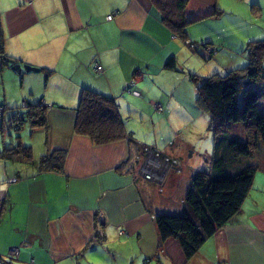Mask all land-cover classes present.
<instances>
[{
	"label": "crops",
	"instance_id": "0c3cea01",
	"mask_svg": "<svg viewBox=\"0 0 264 264\" xmlns=\"http://www.w3.org/2000/svg\"><path fill=\"white\" fill-rule=\"evenodd\" d=\"M238 1L250 14L227 10L220 0H188L183 42L152 12L150 0H0V104L9 110L7 121L19 110L6 105L9 89L17 90L19 108L22 100H41L47 110V125L32 128L45 130L43 143L40 132H31L33 163L0 159L1 255L16 246L13 264H264V168L255 172L240 210L185 260L176 238L158 245L153 218L182 210L199 169H188L185 180L162 195L156 183H164L171 170L183 172V163L177 165L183 151L171 152L170 144L146 151L131 132L96 145L73 131L84 88L113 97L119 115L125 109L129 119L132 103L124 90L131 81L144 95L146 85L173 90L201 68L224 74L243 66L245 44L264 38V0ZM200 43L217 46L215 54H199ZM9 58L39 70L16 72L3 63ZM170 60L176 69L166 67ZM93 62L100 73H93ZM40 68L50 70L45 90L36 86L44 74ZM18 79L22 88H12ZM146 97L157 110L160 102ZM54 149L65 150L62 171H39L38 159Z\"/></svg>",
	"mask_w": 264,
	"mask_h": 264
},
{
	"label": "trees",
	"instance_id": "16d2710c",
	"mask_svg": "<svg viewBox=\"0 0 264 264\" xmlns=\"http://www.w3.org/2000/svg\"><path fill=\"white\" fill-rule=\"evenodd\" d=\"M187 1L150 0L152 12L181 40L186 39V28L190 23L184 15ZM242 52L245 64L224 74L213 73L207 77L188 74L196 85V105L209 116L208 129L213 138L211 164L208 170H196L191 175L179 213H160L153 218L158 245L168 237L176 238L185 260L195 255L203 242L240 210L252 187L255 172L264 168V163L252 165L246 162L254 156L260 142H264V112L258 109L261 92L248 87L253 82L264 81V38L249 40ZM166 67L176 69L172 60ZM40 71L45 77L50 74L46 68H40ZM243 88V100L239 106L237 95ZM22 108L10 114L9 128L19 132L25 120L31 128L47 125V110L41 100L37 103L25 101ZM237 122L242 123L244 139L230 134ZM73 131L87 136L96 145L128 135L115 99L87 88L82 89L75 107ZM64 157L65 150L54 149L38 159L37 168L39 171L60 172ZM0 159L33 163L32 149L19 141L11 143L0 149Z\"/></svg>",
	"mask_w": 264,
	"mask_h": 264
},
{
	"label": "rangeland",
	"instance_id": "374dc122",
	"mask_svg": "<svg viewBox=\"0 0 264 264\" xmlns=\"http://www.w3.org/2000/svg\"><path fill=\"white\" fill-rule=\"evenodd\" d=\"M220 2L224 7H226L225 9L227 10L233 9L236 13H239L240 9H244L247 10V14H250L249 7L245 5L243 2H239L238 0H220ZM225 16H226L225 21L223 22L228 23L229 17L228 15ZM191 26L193 25L191 24ZM218 26H220V24ZM192 28L193 27H191L190 29L191 32L194 33V37H197V34L199 32L196 29H192ZM183 42H188L187 37L186 40H183ZM203 45L205 47L206 46L210 47V49H212L211 50L212 54L213 55L215 54V49H217V46L214 47L212 44H207V43H204ZM203 47L200 43V45L197 47L199 51L198 53L199 54L203 53V56L204 55L207 56L208 52L207 53L204 52ZM186 52L187 51L185 47H183V51L181 52V55L182 53H186ZM198 53L196 55H199ZM205 69L206 68H201L198 72L199 74L197 73V75L201 77H207L213 73H216L214 71L210 72L209 70H205ZM93 73L95 72L93 71ZM34 74L37 75L40 73H34ZM39 81L40 82H38L36 86H38V88L41 90H45L46 77L44 74L42 75V78H40ZM171 81L173 82V84H175L174 80ZM130 83H132V85L134 84V82L132 81ZM19 84H20V80L18 79V82L16 84H13L11 87L12 88L16 87L17 89L22 88L20 87ZM177 84L178 86L176 87L174 85L173 90H169V89L166 90L165 88L160 89L155 86H151V84L149 86L146 85L145 86L146 93L144 91V95L143 93L141 95L140 94L141 92L134 89V88H138L137 85L134 88L131 87L129 90L127 84L125 86L124 93L125 96L132 103L131 106L132 109H130L132 116L129 117V119L126 118V116H128L127 114L129 113L125 115L126 113L125 109H123L122 111V117L120 115L121 119L123 120L126 132L127 133L131 132L132 136L134 137L133 138L134 140L143 143L145 145L146 151L147 149H150L154 153L155 150H159L162 147H164V145H168V144H170L169 150L171 152H174L176 150L183 151L184 157L180 158L182 161L180 160V163L177 164L179 166L180 164L183 163L184 166L183 172L177 173L176 171L171 170L170 172H168V176L166 177L164 183L162 184L156 183L157 192L160 193L161 192L160 189L161 188L163 189L162 195L166 193L169 194L171 190H174L172 186L175 188L177 184L179 185L181 181L185 180L186 171L188 169L196 167V169L199 170H205V169L208 170L210 168V165L208 166V161L211 159V155H212L213 138L211 131H209L208 129L209 116L207 113L200 110L199 107L196 105V101H195L196 85L190 79H188L186 82H180V83L177 82L176 85ZM23 85H24L23 88H25L26 84ZM248 87L254 88L257 91L261 92V97L258 100V109L261 112H264V81L253 82ZM133 91H136L137 94L133 93ZM138 92L139 95L141 96L138 95ZM243 92H244V88L237 95V103L239 106L242 104ZM16 93L17 90L15 88L13 89V91H10V89L8 90L7 96L11 98V102L9 104L6 100L7 103L6 105L10 107L18 106L17 109L22 110V108H19L18 103H20L19 100L20 98L16 96ZM147 94H149V96L154 98L152 102L154 101L160 102L159 104L161 105V109L155 110L154 107L147 104L148 102V98L146 97ZM137 95L139 96L138 98L130 97ZM0 99H2V95L0 96ZM179 102L181 106L177 107ZM142 112H144L143 120L141 119ZM8 115H9V110L7 109L6 111H4V114L0 116V130L2 131V132L0 131V144L1 142H3V144H1L0 146V149H2V147H7L11 145V143L16 144L18 141L23 146L32 145L33 138L31 137V132L33 131V129L29 126L28 121L25 120L22 129L19 132H15L14 129L9 128L7 126ZM233 126L234 129L230 131V134L237 136L239 139H244L245 135H244L242 123L237 122ZM39 132L40 134H42L40 136L39 141L40 142L44 141L45 139L44 129L35 130L32 132V135H34V133H39ZM17 136L19 137V139ZM40 146H42V144H40ZM35 149L36 147L34 148L33 151H35ZM246 162L252 165H260L264 163V142H260L259 147L256 150L254 156ZM128 264H132V262H130L129 260ZM135 264H142V262L136 261Z\"/></svg>",
	"mask_w": 264,
	"mask_h": 264
},
{
	"label": "built area",
	"instance_id": "2783aa9c",
	"mask_svg": "<svg viewBox=\"0 0 264 264\" xmlns=\"http://www.w3.org/2000/svg\"><path fill=\"white\" fill-rule=\"evenodd\" d=\"M110 17H111V15L107 16V18H110ZM203 46L204 45H202V47ZM203 48H204V51H206L208 53L209 52L211 53L212 49H210V47H208V46L205 47L204 46ZM92 69H93V71L95 73H100L102 71L101 70V66L98 64V62H93ZM131 85H132V83L128 84V89L129 90L131 88ZM133 93L137 94L136 91H133ZM21 105L25 106V101L24 100L21 101ZM155 107H156L157 110L161 109V105L160 104H156ZM4 111H6V107L3 104H0V116L3 115ZM145 176L147 178H150L151 175L150 174H145ZM2 207H3V200H2V198H0V213H1ZM18 252H19L18 247L9 248L5 256L0 254V264H13L12 261L17 260V258H18ZM31 264H33V263L31 262Z\"/></svg>",
	"mask_w": 264,
	"mask_h": 264
},
{
	"label": "water",
	"instance_id": "95a60500",
	"mask_svg": "<svg viewBox=\"0 0 264 264\" xmlns=\"http://www.w3.org/2000/svg\"><path fill=\"white\" fill-rule=\"evenodd\" d=\"M6 61L8 63L12 64V69L15 70L16 72H20L21 69H23L24 71H38L39 69L35 66H31L29 64H20V63H16L14 62L12 59H6Z\"/></svg>",
	"mask_w": 264,
	"mask_h": 264
}]
</instances>
